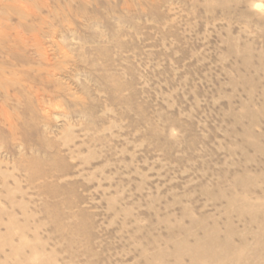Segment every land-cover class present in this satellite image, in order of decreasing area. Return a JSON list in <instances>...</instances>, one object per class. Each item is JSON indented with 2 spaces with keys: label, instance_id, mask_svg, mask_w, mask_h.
<instances>
[{
  "label": "rangeland",
  "instance_id": "374dc122",
  "mask_svg": "<svg viewBox=\"0 0 264 264\" xmlns=\"http://www.w3.org/2000/svg\"><path fill=\"white\" fill-rule=\"evenodd\" d=\"M0 48V264H264V0H0Z\"/></svg>",
  "mask_w": 264,
  "mask_h": 264
},
{
  "label": "bare ground",
  "instance_id": "6f19581e",
  "mask_svg": "<svg viewBox=\"0 0 264 264\" xmlns=\"http://www.w3.org/2000/svg\"><path fill=\"white\" fill-rule=\"evenodd\" d=\"M23 1V0H22ZM37 1V0H36ZM30 3H32V2H30ZM14 5V4H13ZM33 5V4H32ZM37 6V5H36ZM4 7V6H3ZM22 7V6H21ZM22 9V8H21ZM33 9H34V7H33ZM3 10V9H2ZM15 12V11H14ZM35 12V11H34ZM25 14V13H24ZM23 15V14H22ZM35 15V14H34ZM29 16V15H28ZM8 19V18H7ZM42 19V18H41ZM45 19V18H44ZM5 21V20H4ZM46 21V20H45ZM44 21V22H45ZM6 23V22H5ZM42 23V22H41ZM16 24V23H15ZM40 24V23H39ZM30 26V25H29ZM42 26V25H41ZM48 28V27H47ZM15 31V30H14ZM38 31V30H37ZM24 33V32H23ZM15 34V33H14ZM37 33H35V35H36ZM24 35H25V33H24ZM32 35V34H31ZM14 36V35H13ZM49 36V35H48ZM25 37V36H24ZM41 39V38H40ZM21 41H23V40H21ZM16 43V42H15ZM21 43V42H20ZM42 43V42H41ZM37 44V43H36ZM35 44V45H36ZM9 45V44H8ZM25 46V45H24ZM44 46V45H43ZM43 48V47H42ZM1 49V48H0ZM1 63V62H0ZM54 68V67H53ZM27 72V71H26ZM17 75V74H16ZM49 82V81H48ZM21 87V86H20ZM21 89V88H20ZM24 89V88H23ZM30 89V88H29ZM44 89H46V88H44ZM9 91V90H8ZM58 91V90H57ZM29 93V92H28ZM43 93V92H42ZM8 94V93H7ZM48 94V93H47ZM53 94V93H52ZM4 97V96H3ZM36 97V96H35ZM20 99V98H19ZM15 100V99H14ZM40 100V99H39ZM40 105V104H39ZM3 106V105H2ZM1 106V107H2ZM9 106V105H8ZM3 113V112H2ZM20 114V113H19ZM16 115V114H15ZM2 118V117H1ZM13 120V119H12ZM20 120V119H19ZM1 121V120H0ZM9 121V120H8ZM7 121V122H8ZM10 124V123H9ZM18 129V128H17ZM17 135V134H16ZM12 138V137H11ZM16 141V140H15ZM14 142V141H13ZM30 162H32V161H30ZM34 163V162H33ZM37 164V163H36ZM38 167V166H37ZM21 171V170H20ZM25 173V172H24ZM33 173V172H32ZM30 177V176H29ZM30 179V178H29Z\"/></svg>",
  "mask_w": 264,
  "mask_h": 264
}]
</instances>
